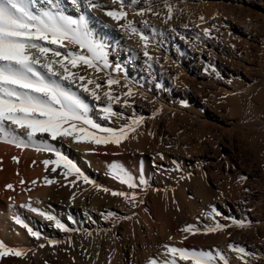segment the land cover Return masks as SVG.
I'll use <instances>...</instances> for the list:
<instances>
[{
	"label": "rangeland",
	"instance_id": "rangeland-1",
	"mask_svg": "<svg viewBox=\"0 0 264 264\" xmlns=\"http://www.w3.org/2000/svg\"><path fill=\"white\" fill-rule=\"evenodd\" d=\"M124 6L149 37L151 59L145 57L138 34L99 27L85 4L80 12L90 27L104 40L119 44L110 52V69L97 72L81 65L87 69L85 76L100 83L101 99L81 92L110 127L118 129L132 118L144 117L129 135L130 143L147 134L155 141L142 143L147 146L143 150L128 148L123 166L137 180L143 176L147 185L129 189L87 165L95 186L80 178L78 194L93 190L85 198L107 205L105 215L95 213L94 225L101 234L120 238L126 252L123 264H148L151 258L163 264L172 255L165 245L219 250L230 264H264V0H145L135 6L125 0ZM141 9L146 11L138 15ZM67 11L76 15L70 5ZM214 11L217 15L212 16ZM250 21L252 35L246 25ZM116 65L126 67L127 76L116 72ZM108 79L119 83L109 89ZM128 89L133 96L123 95ZM109 90L121 97L113 109L123 118H103L100 109L107 104L103 93ZM125 99L130 106H124ZM105 187L135 192L136 200L105 191L103 195ZM213 207L219 213L215 221L204 215ZM146 219L161 228L169 224L167 231L163 229L167 237L154 235ZM216 221L227 227L207 233L206 227ZM233 221H243L246 227ZM189 225L200 231H182ZM230 245L246 250L243 259ZM177 264L191 262L177 257Z\"/></svg>",
	"mask_w": 264,
	"mask_h": 264
},
{
	"label": "snow or ice",
	"instance_id": "snow-or-ice-1",
	"mask_svg": "<svg viewBox=\"0 0 264 264\" xmlns=\"http://www.w3.org/2000/svg\"><path fill=\"white\" fill-rule=\"evenodd\" d=\"M116 2L117 0H113V3ZM119 3L121 10H110L106 15L117 22L125 20L126 23L122 27L131 34L139 35L144 44V55L151 59L147 51L149 37L133 21L126 19L128 13L123 10L125 0H119ZM128 3L130 6H135L139 0H128ZM85 4L87 8L101 7L94 0H0V142L10 143L18 148L34 147L37 151H48L55 156V159L45 160L44 164L54 165L52 172L61 169V174L65 178L74 174L75 177L82 178L85 183L95 186V181H91L52 141L71 139L76 143L119 146L137 130L144 117L132 118L130 123L121 125L118 129L102 126L91 118L92 106L82 97L81 91L99 101L101 96L97 90L101 85L88 76L78 75L72 69L84 65L99 72L111 68V64L108 43L96 34L90 27L87 16L80 12ZM69 5L76 15L68 13ZM144 11L146 10L141 9L137 14L143 15ZM172 12L173 8L169 5V19ZM203 19L201 17V20ZM143 23L148 26L147 21ZM207 31L206 29L205 32ZM115 71H121L120 65H116ZM118 83L119 81L115 79L107 80L109 89ZM88 85L94 87L90 89ZM73 87L81 91H74ZM123 95L131 97L133 92L128 89ZM103 96L107 100V104L100 109L103 118L106 120H111L113 117L123 118L122 113H117L113 109L114 104L121 102V97L114 95L111 90L104 92ZM123 103L124 106H130L127 99ZM38 134H40L39 139ZM109 174L120 183L126 184L129 189L147 185L143 176L137 180L119 163L109 165ZM46 182L51 184L54 181L46 179ZM69 183L75 185L74 180ZM7 188L13 189V185L9 184ZM103 191L110 192L112 196L124 197L133 203L136 200L135 192L129 194L106 187ZM25 207L53 221L58 229L65 232L73 231L55 216L43 210L30 204ZM204 215L210 216L215 221L219 213L213 207ZM118 219H130V217H118ZM15 220L33 237H40V233L33 231L20 217H16ZM233 224L240 228L246 227L243 221H233ZM226 227L227 225L216 221L214 226L206 227V232L215 233ZM182 231L195 234L200 230L189 225ZM58 243L60 241H49L51 245ZM44 246V244L40 245L41 248ZM164 247L172 255L170 259L163 261V264H177V257L179 260L190 261L191 264H218L219 261L230 264L227 257L219 250L213 253L168 245ZM229 247L238 252L243 259L246 253L244 248L236 245ZM27 252V249L9 247L0 241V258L22 257ZM148 264H160V262L156 258H151Z\"/></svg>",
	"mask_w": 264,
	"mask_h": 264
},
{
	"label": "bare ground",
	"instance_id": "bare-ground-1",
	"mask_svg": "<svg viewBox=\"0 0 264 264\" xmlns=\"http://www.w3.org/2000/svg\"><path fill=\"white\" fill-rule=\"evenodd\" d=\"M142 1L145 0H139V2ZM94 2L101 5V7L90 8L92 21L100 24L99 27H107L110 31L123 29L122 25L126 23L125 20L117 22L106 15L107 11L121 10L119 0L116 3H113V0H94ZM123 10L128 13L126 19L132 20L131 14L125 6H123ZM214 15H217L216 11L212 16ZM146 18L144 15L142 21H146ZM246 25L248 30H251L249 35H252L254 25L251 21ZM92 29L94 30V28ZM94 31L96 32V30ZM106 42L109 45V61L111 64L110 52L119 43ZM72 71L78 75H85L87 69L80 66L72 69ZM120 75L127 76L126 67L121 69ZM73 90L81 91L76 87H73ZM81 95L90 104V101L83 96L82 92ZM90 105L92 106V104ZM97 112L92 106L91 118L102 126L110 127L105 120L98 118ZM20 131L23 132V130ZM39 136L40 134H38V139ZM140 139L137 140L138 142L134 140L137 143H132L133 141L130 143L126 139L119 146L113 144L106 146L94 145L87 142L76 143L71 139H58L52 141V143L61 148L62 152L76 163L85 175L88 174L87 170L89 171L87 165L91 164L98 167L97 169L100 170L102 175L108 173L105 176H109L107 178H111L116 184H119V181L109 174V165L119 163L124 166L128 148L143 150L147 146H144V144L142 146V143L152 145L155 141L149 134L143 135ZM50 159H55V156L48 151H37L34 147L18 148L13 144L0 142V241H3L9 247L28 250L27 254L22 257L7 256L0 258V264H123L126 252L124 254L125 245L123 246L119 241L120 238L105 236L94 225L95 213L105 215L104 209L107 205L96 199L89 201L91 198L89 200L87 197L85 198L93 190H85L82 194H78L80 178L75 177L74 174L65 178L61 174V169L52 172L54 165L44 164L45 160ZM46 179L54 182L48 184ZM73 180L75 185L69 183ZM9 184L13 185V189L7 188ZM100 192L107 195L104 191ZM93 200L97 202L92 203ZM29 204L55 216L67 227L72 228L73 231L65 232L58 229L53 221H49L46 217L31 211L29 207H25ZM16 217H20L33 231L40 233V237H33L27 229L17 224ZM146 221H149V226H151L154 235L159 238V232L162 237H167L163 229L166 228L167 231L169 224L167 226L165 223L166 227L161 228L156 223L151 222L150 219H146ZM170 223L173 224L171 220ZM171 229H173V226ZM149 230L151 231L150 227L148 232ZM153 237L155 238V236ZM222 238L226 240L223 235ZM50 240H57L60 243L51 245L49 244ZM41 244L45 246L41 248ZM132 246L137 249V244Z\"/></svg>",
	"mask_w": 264,
	"mask_h": 264
}]
</instances>
